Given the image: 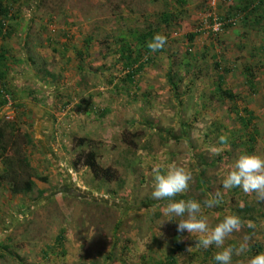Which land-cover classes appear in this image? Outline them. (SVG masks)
<instances>
[{"label":"rangeland","instance_id":"1","mask_svg":"<svg viewBox=\"0 0 264 264\" xmlns=\"http://www.w3.org/2000/svg\"><path fill=\"white\" fill-rule=\"evenodd\" d=\"M10 2L24 13L10 22L15 38L25 40L29 31L34 66L54 73L57 82L51 86L52 76L27 65L22 44H9L3 90L13 95V107L24 102L32 112L1 106L0 119L17 114L32 135L37 176L28 194L0 188V264H157L173 249V264H215L222 247L238 248L245 235L249 248L232 264H249L264 252V201L222 187L241 154L264 156V0ZM167 10L175 18L161 24L166 45L136 85H124L122 39ZM227 91L231 97H224ZM79 138L98 146L99 163L117 171L113 181L95 178L84 159L75 166ZM172 164L192 174L189 188L174 199L203 204L216 195L220 205L203 209L209 227L229 214L244 222L221 248L196 247L195 236L177 232L178 221L159 228L165 202L151 196L153 169ZM149 198L158 203L142 204Z\"/></svg>","mask_w":264,"mask_h":264},{"label":"trees","instance_id":"2","mask_svg":"<svg viewBox=\"0 0 264 264\" xmlns=\"http://www.w3.org/2000/svg\"><path fill=\"white\" fill-rule=\"evenodd\" d=\"M260 5L263 4V0H259ZM259 6V5H258ZM257 7V6H256ZM14 4L10 2V0H0V85L3 88H7L8 84V74L10 73L11 59L7 56V51H9V44L23 45V49H25L28 58L26 60L27 65L34 66L36 63V54L33 52V43H30L29 31L26 33L25 40L18 41L15 36L18 33L17 27L10 23L16 19H22L23 14L22 9L19 7L17 11H14ZM22 13L20 15L19 13ZM159 20L149 24L143 32L135 31L131 32L132 36L130 38L122 39V44L120 46V60L123 61V69L122 71H126L123 75L122 83L125 85H136L137 84V76L144 69L145 65L149 63L151 60V56L154 53L160 51L157 50L155 52L151 51L147 44L150 42L155 34H161L165 36V32L161 29V24L166 26H170L171 21L175 18V12L170 11H162L158 14ZM33 19H31L32 22ZM30 30V29H29ZM196 36V33H192L189 35V40H193ZM54 35H50L47 38V42L54 41ZM166 37V36H165ZM93 36H88L85 39L86 47ZM167 39V38H166ZM18 41V42H17ZM106 44V48L109 49V44ZM9 45V46H6ZM166 45V44H165ZM164 48V47H163ZM55 50V49H54ZM83 53L78 52L79 57H82ZM218 65V64H217ZM33 68L37 72H43L45 77L52 76L53 82H51V86H55L54 83L57 82V77L54 73H49L47 69L43 66ZM221 81H223V76H219ZM170 79L173 80V77L170 76ZM219 79V80H220ZM55 81V82H54ZM6 86V87H5ZM1 89V86H0ZM5 91V90H4ZM6 92V91H5ZM7 93V92H6ZM10 93V92H9ZM225 95V96H224ZM224 97H231L232 94L230 91L224 93ZM0 108L1 106H5L7 104L8 99L5 94H2L0 91ZM10 99L15 102L13 95L10 93ZM15 109L23 110L22 113L25 115V111L32 112L29 109L26 110V105L24 102L14 103ZM18 110V111H19ZM18 116L16 114V118L0 119V188L5 185H9L13 187V189H21L24 193H31L35 188V176L36 170L31 164V159L29 157V148L34 144V140L32 135L28 131H23L21 125L17 122ZM246 124V123H245ZM247 125V124H246ZM80 147V148H79ZM77 158L75 160V166L81 163V160H85V166L93 171V175L95 178H99L102 181L109 183L113 181L116 176L117 171L112 169V167H103L98 161V146H95L93 140L87 138H79L78 146H77ZM81 149V150H80ZM205 182V181H204ZM22 185V186H21ZM21 186V187H20ZM204 189V188H203ZM205 191V190H204ZM217 197L216 195H214ZM180 198H187L185 195H180ZM193 199V198H190ZM156 205L158 202L153 201L150 198L142 201V204H147L151 202ZM251 209L248 208H240L239 211H247L249 212ZM63 239L62 234L58 237V240L61 241ZM173 254L169 257H166V261H158L157 264H173L175 260L174 253L175 249L172 250Z\"/></svg>","mask_w":264,"mask_h":264},{"label":"clouds","instance_id":"3","mask_svg":"<svg viewBox=\"0 0 264 264\" xmlns=\"http://www.w3.org/2000/svg\"><path fill=\"white\" fill-rule=\"evenodd\" d=\"M167 40L161 34H155L147 47L155 52L162 49ZM223 139V138H221ZM218 154V150L213 149ZM153 190L151 196L154 200L164 201L159 228L167 221H178L177 232H187L191 237H196V247L209 249L215 245L221 248L227 237L234 232H239L244 227L241 217L236 214L226 215L214 227H209L203 209L218 207L220 199L213 197L205 200L203 204L193 199H174L178 194L184 193L192 180L191 172L175 164L169 165L167 170L159 167L153 169ZM224 189L240 188L245 193H256L257 198L264 201V156L257 154H241L233 163L231 170L223 176ZM247 227L252 228L251 222ZM158 228V229H159ZM160 233V232H159ZM161 234V233H160ZM250 237L245 235L243 243L238 248L233 246L222 247L213 260L215 264H232L233 256L246 252L249 248ZM249 264H264V252L252 256Z\"/></svg>","mask_w":264,"mask_h":264},{"label":"built area","instance_id":"4","mask_svg":"<svg viewBox=\"0 0 264 264\" xmlns=\"http://www.w3.org/2000/svg\"><path fill=\"white\" fill-rule=\"evenodd\" d=\"M0 91H1V93L2 94H5L6 95V98L8 99V102H7V104H5V108H8V107H12V109H13V111H14V113H15V107H13V101L10 99V95L8 94V93H6L4 90H2V88L0 89ZM14 115H13V117L12 116H10V115H7L6 116V118L7 119H14Z\"/></svg>","mask_w":264,"mask_h":264},{"label":"crops","instance_id":"5","mask_svg":"<svg viewBox=\"0 0 264 264\" xmlns=\"http://www.w3.org/2000/svg\"><path fill=\"white\" fill-rule=\"evenodd\" d=\"M32 106H30V109H31Z\"/></svg>","mask_w":264,"mask_h":264}]
</instances>
